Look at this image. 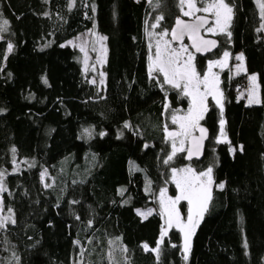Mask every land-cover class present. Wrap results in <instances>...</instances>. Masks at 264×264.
<instances>
[{
	"label": "trees",
	"instance_id": "1",
	"mask_svg": "<svg viewBox=\"0 0 264 264\" xmlns=\"http://www.w3.org/2000/svg\"><path fill=\"white\" fill-rule=\"evenodd\" d=\"M225 2L231 35L196 56L197 69L227 51L243 54L247 73L222 72L223 107L209 102L202 121L211 134L204 159L179 153L165 163L167 120L190 103L150 73L146 30L160 16L170 30L182 17L179 0H0V181L10 214L0 264H264V24L255 0ZM95 25L107 38L104 90L65 45ZM253 74L261 101L246 105L239 95ZM221 120L226 140L216 143ZM70 155L95 166L46 187L41 174ZM19 161L26 166L13 171ZM187 164L212 168L224 190L214 191L185 251L178 230L163 235L157 199L174 194L173 169ZM147 207L156 213L142 218L137 210Z\"/></svg>",
	"mask_w": 264,
	"mask_h": 264
},
{
	"label": "snow or ice",
	"instance_id": "2",
	"mask_svg": "<svg viewBox=\"0 0 264 264\" xmlns=\"http://www.w3.org/2000/svg\"><path fill=\"white\" fill-rule=\"evenodd\" d=\"M181 6L187 5L188 11H183V15L187 17L193 16L196 12H212L214 13V25L215 27H207L205 25L209 24V21L204 16H197L195 23H188L182 19L176 20V26L171 32V41H183V36L187 34L192 40V45L196 52L210 51L213 47L216 46V41L205 40L203 36L200 35V30L205 29L206 32L214 33L217 29L220 32H226L227 27L232 19V7L225 2V0H212L211 3H208L206 7L199 8L196 6V0H179ZM262 13H264V3L261 4ZM164 17L160 16L159 20H162ZM7 24V21L4 22ZM229 36L230 32L227 33ZM162 37L169 36L167 30L162 31L160 34ZM102 39H107L106 37ZM171 41H164L163 47L160 43L157 42L155 60H153L150 71H156L161 73L164 78V82L172 85L173 88L180 89L183 82V93L185 96L191 97V107L188 110V113L184 117H172V122L180 123L181 131L169 132V138H174L176 136L183 137L179 141V147L176 146L175 139L172 143V154L168 156V159L165 163L173 159V156L177 152L184 151L185 140L191 136L192 130L199 129L201 135L199 137H192L193 146L196 148V154L199 153V142L205 138L207 130L203 127H200L199 121L203 119L204 111L207 110L205 101L207 96L213 95L216 97L217 104H221L219 96L220 93L218 84L219 77L212 72V67L223 65L227 62L229 54L224 53L223 61H210L208 66V72L201 79L200 74L196 71V68L192 61L194 56L188 52L187 46H182L179 50L171 47ZM12 45H8V51H12ZM188 53L187 59H183V55ZM239 60H243V54L237 57ZM257 77L253 75L251 80L255 82ZM204 85V91H200V85ZM249 104L259 103L258 99L249 98ZM224 121L221 120V135H224L223 132ZM242 150V146H241ZM14 151V150H13ZM193 151L190 148L188 150V158L191 159ZM183 173L179 179H177V173ZM173 179L175 180L176 187L179 189V195L175 198L167 197L165 198L166 190H162L160 193V203L163 208V215L166 217L165 224L169 228L175 223L182 232H184L185 240V251H188V241L192 234H194L195 227L199 223V219L203 218V213L207 210V203L211 199L210 185L212 183V168H208L206 172H201L196 174L195 170L192 168H185L181 170L173 169ZM202 177H207V180H202ZM220 188H223L224 185L220 184ZM4 190L0 187V191ZM181 200L187 201L189 208L186 221L181 217L180 210L177 207ZM138 213L144 218H147L148 215L152 214L153 210H148L147 212ZM14 223V221H13ZM0 227H3V221H0ZM165 233L167 229L164 230ZM148 246L145 245V248ZM154 251H159V249H154Z\"/></svg>",
	"mask_w": 264,
	"mask_h": 264
},
{
	"label": "rangeland",
	"instance_id": "3",
	"mask_svg": "<svg viewBox=\"0 0 264 264\" xmlns=\"http://www.w3.org/2000/svg\"><path fill=\"white\" fill-rule=\"evenodd\" d=\"M255 2H256L257 6L259 8V11H260L261 16L263 18V24H264V13H262V9H261V4L264 3V0H255ZM73 3H74V0H71V4L72 5H73ZM183 11H188L187 5L182 6V17L186 18V19H193L194 17H196L198 15L211 16L212 19H213V22H212L210 27H215V25H214V19H215L214 13L201 11V12H196L191 17H187V16L183 15ZM228 27H227L226 32H220L217 29V31L214 32V33H210V32L204 31V35L205 36L216 37V38L221 37V39H223L224 41H227L228 40V34H227L228 33ZM164 30H167V29H165L162 26L161 20H159V19H155V21L152 22V24L147 27L146 36H147V45H148V48H149V69L152 66L153 60H155L157 42H159L161 47H163L165 40L171 41L169 36L162 37L160 35L162 33V31H164ZM167 31L169 32L170 30H167ZM104 37L105 36H103L98 31L97 26L95 25L90 30L77 35L76 37L70 39L69 41H67L65 43V45L70 46L71 48L77 49L80 52L83 72L85 73V76L87 77L89 82L92 85H95L99 90H104L105 89V85H106V76H105V73H104L103 69H104V65L106 63V59H107L108 47H107L106 39H102ZM182 46H187L188 47V52L191 53L194 56V60L192 61V63L194 64V66L196 68V71L199 73V71L197 69V65H196V55L194 54L192 49L189 47L188 43L181 44V45H175V44H173L171 42V47L174 48V49L179 50ZM225 52H227V51H222L218 55H216V56H214V57H212V58H210V59H208L206 61L205 70L203 71V73H199L200 76H201V79L208 72L209 62L210 61H223ZM240 55L241 54H237L235 56H231L229 54L227 62L223 65V67H220V66L212 67V72L215 73L219 77L218 88H219L220 93H222V90H221V87H220V76H221L223 71L230 70L232 72L233 76L242 75V74H246L247 73V67H246V62H245L244 56H243V60L237 59V57L240 56ZM187 56H188V53H185L183 55V59H187ZM150 73L152 75L159 74L163 78V75L161 73L156 72V71H150ZM253 75H255L257 77L256 74H253ZM253 75H249L248 76L247 88H246V90L244 92H242L239 95V97L241 99H244L246 105H258L260 103V101H261L260 85H259V82H258V77H257L256 81L253 82L251 80V77ZM163 80H164V78H163ZM167 85H169V84H167ZM169 86L172 87V85H169ZM175 89H177V88H175ZM177 90H179L184 95V93H183V82H182L181 88L177 89ZM200 91L201 92L204 91V85H202V84L200 85ZM186 97L189 99V103H190L189 104V108H190L191 107V97L190 96H186ZM249 98L258 99L259 103L249 104L248 103ZM219 99L221 101V104L223 105V94L221 96H219ZM209 102H213L216 106L221 108V105L217 104L215 96H213V95L207 96L206 101H205V105H206L207 110H208ZM189 108L186 111H182V112L178 111L176 113H172L171 116L167 120V125H166V128H165V135H166V138L169 140V144H170V147H171L172 151H173V148H172L173 139H175L176 146L179 147V141H180V139L183 138L181 136H176L174 138H169V136H168L169 132H177V133H179L181 131L180 123L178 122V123L174 124L172 122V117L173 116H177V117L186 116L187 113H188ZM207 110L204 111L203 119H201L199 121V124H202V121L204 120V117L206 115ZM194 133H195V129L192 130L191 135H193ZM225 140L226 139H225L224 135H221V128H220L215 142L216 143H220V142H224ZM187 141H188V139L185 140L184 151L177 152L176 154L184 153L186 151ZM62 162L66 163L65 164L66 167H65L64 163L58 164V165H56L54 167V171L53 172H51L50 170H45L41 174V179L45 183L46 187H51V188L55 187L56 186V182L58 180L60 181V180L76 177L78 171H82V170H84L85 172L91 171L94 168V166H95V162H92L90 160L86 164H82L81 167L79 165H74V164H72L73 163V156L72 155L67 156L64 160H62ZM131 164L136 168L137 171H141L142 172L141 167L136 162L132 161ZM25 166H26L25 163L22 162V161L15 162V167H14L13 171H17V170H19V169H21V168H23ZM134 167H133V169H135ZM185 168L194 169L196 174H199L201 172H206L207 171V169L204 170V171H197L193 166H191L189 164H187V165H185V166H183L181 168H178L176 170H181V169H185ZM75 170H77V171H75ZM73 171H75V172H73ZM181 175H184V174L178 172L176 178L179 179ZM173 176H174V173L172 174V182H173L174 187H175V192H174V194H171V192L168 189H165L166 190L165 198H167V197L175 198L177 195H179V189L176 187V183H175V180L173 179ZM211 177H212V173H211ZM201 179L206 181L207 177H202ZM221 184L224 185V183H221ZM149 185H150V182L147 179V187H149ZM219 185L220 184H218V185L214 184L213 177H212V183L209 186L210 187V193H211V199L208 201L207 210L203 213V215L206 212H208V210L210 208V205L212 203V199L214 198V191H216V190L217 191H223L224 190V187L220 188ZM0 187H2L4 189L2 180L0 181ZM2 192H3V190L0 191V221H3V227H4L5 223L10 221V214H9V212H6L3 209L2 198H1ZM157 204H158L159 211L163 215V208H162V205L160 203V194H159L158 199H157ZM177 207L180 210L181 217L184 218V220L186 221V217H187V214H188V208H189V205H188L187 201L181 200L179 202V204L177 205ZM182 209L185 210V213H183ZM148 210H153L151 215L156 213V209L154 207H147V208H144V209H139V212H147ZM151 215H148L147 217H149ZM140 216L142 218H144V216H142V215H140ZM163 217H164V221H165L166 217L164 215H163ZM165 229H167L166 233L164 231ZM171 229H176V230H178L181 233L182 239H183V243H184V247H185L184 232H182L178 227H176L175 223H173V226L171 228H169L168 225L165 224L164 225V229H163V235L167 234ZM195 229H196V227H195ZM192 235L190 236L189 241H188V249L190 247Z\"/></svg>",
	"mask_w": 264,
	"mask_h": 264
},
{
	"label": "water",
	"instance_id": "4",
	"mask_svg": "<svg viewBox=\"0 0 264 264\" xmlns=\"http://www.w3.org/2000/svg\"><path fill=\"white\" fill-rule=\"evenodd\" d=\"M198 16H204L208 19L209 21V24L205 25V28L207 27H210L212 22H213V19L211 16H208V15H198ZM197 17V16H196ZM196 17H194L193 19H186V18H183V17H180L179 19H182L188 23H195L196 22ZM176 26V21L174 23V25L171 27L170 31H169V37L171 39V32L172 30L175 28ZM204 31L205 29L202 28L200 30V35L203 36V38L205 40H212V41H216V46L213 47L210 51H204V52H196V50L191 47L192 45V40L189 38V36L187 34H185L183 36V41L181 43V41H171L173 44L175 45H181V44H185V43H188L189 47L192 49V51L194 52V54L196 56H200V57H206L214 52H216L218 49H219V46H220V41L218 38L216 37H211V36H205L204 35ZM200 127H203L207 130L206 134H205V138L202 140V142H199V153L196 154V148L193 146V141H192V137H199L201 135V133L199 132V129H195V133L193 135H191L189 138H188V141H187V148H186V151L184 152V159L186 162H201L204 157H205V152H206V148H207V143L209 142L210 140V137H211V134H210V130L208 129V127L204 124H200ZM192 149L193 151V155L191 157V159L188 158V150L189 149Z\"/></svg>",
	"mask_w": 264,
	"mask_h": 264
}]
</instances>
